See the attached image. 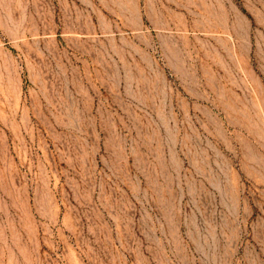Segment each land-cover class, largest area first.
<instances>
[{
    "label": "rangeland",
    "instance_id": "obj_1",
    "mask_svg": "<svg viewBox=\"0 0 264 264\" xmlns=\"http://www.w3.org/2000/svg\"><path fill=\"white\" fill-rule=\"evenodd\" d=\"M0 264H264V0H0Z\"/></svg>",
    "mask_w": 264,
    "mask_h": 264
}]
</instances>
